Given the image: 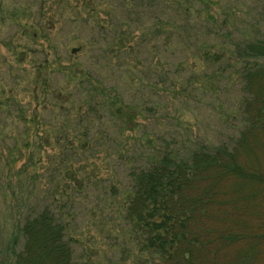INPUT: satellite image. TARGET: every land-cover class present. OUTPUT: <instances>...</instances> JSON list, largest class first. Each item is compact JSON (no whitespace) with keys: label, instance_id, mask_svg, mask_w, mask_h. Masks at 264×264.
<instances>
[{"label":"trees","instance_id":"obj_1","mask_svg":"<svg viewBox=\"0 0 264 264\" xmlns=\"http://www.w3.org/2000/svg\"><path fill=\"white\" fill-rule=\"evenodd\" d=\"M14 4L11 7L17 6ZM105 4L108 11L103 9L101 19L89 12L94 11L90 5L79 24L103 31L109 37L104 51L114 52L117 57L135 49L133 44L128 45L133 38L137 52L143 44L150 48L153 59L149 57L143 70L146 59L136 58L129 64L124 56L120 64L133 77L135 91L148 88L157 97L162 90L176 88L178 93L182 87L188 88L197 76L195 64L188 62L190 57L202 61L205 69H214L213 74L229 59L234 65L240 63L243 127L231 146L222 142L174 147L168 142L154 144L153 139L147 138L145 143L138 139L126 149L128 152L135 144H145L149 149L139 165L131 166V186L122 215L137 245L140 264L264 263V34L257 35L253 26L240 32L236 28L238 10L226 5L225 0H106ZM9 5L0 4V12L3 6L9 11L8 16L0 13V18L14 22L17 13L15 9L9 10ZM47 5L48 0H39L36 13L37 25L44 32L52 25L51 20L40 23L46 16ZM24 25L22 30L29 33ZM130 30L137 31L135 37ZM82 46L71 47L75 59L70 64L58 63L60 67L53 69L45 58L35 66L44 74L41 108L58 115L60 123L43 129L41 135L36 133L33 143L27 139L22 145L0 130L5 143L11 138L3 149L5 166L18 160L21 147L30 148L27 160L32 163L42 146L54 141L58 168L60 173L63 171L57 179L59 196L70 195L72 185L81 189L95 181L93 176L84 177L81 168L71 169L77 162L74 156L85 160L97 150L108 153L110 147H117L115 152L122 154L128 142L111 134L133 129L135 117L144 114L141 103H128L120 94L118 89L124 79L117 85H106L99 79L100 73L79 62ZM178 47L185 53L175 64L162 63L169 54L163 57L161 53H174ZM61 68L73 74L72 87L53 84L54 74L64 73ZM183 72L185 79H180L179 87H175V80ZM171 74L177 77L173 79ZM208 74L205 71L204 75ZM36 94L34 91L33 99L38 98ZM11 101V95L0 101V127L7 128V119L12 116L17 122L38 118L35 112L27 119L21 105L12 115V106H6ZM4 114H8L7 119H2ZM15 121L9 124L16 125ZM18 173L23 171L19 169ZM60 207L45 206L23 217L17 224L22 246L13 251L12 258L0 260V264H76Z\"/></svg>","mask_w":264,"mask_h":264},{"label":"rangeland","instance_id":"obj_2","mask_svg":"<svg viewBox=\"0 0 264 264\" xmlns=\"http://www.w3.org/2000/svg\"><path fill=\"white\" fill-rule=\"evenodd\" d=\"M2 1L5 5L10 4L9 7L14 2L17 6L9 10L15 9L17 16L13 19L14 22L0 18V101H6L11 95L14 101L6 106H12V115L17 113V107L21 105L27 119L35 112L38 116L33 122H17L14 116L7 119L8 114H4L2 119L8 121L6 120L7 128L0 127L2 132L17 138L19 145H22L27 139L36 138V133L41 135L43 129H51L60 123L61 118L58 115L41 108L44 74L35 70V66L45 58H48L49 64L52 63L53 69H58L68 61L67 64H70L75 59L71 54V47L78 45H83L78 55L79 62L100 73L99 79L106 85H117L122 82L121 78L124 79L118 89L120 94L128 103H141L144 114L135 117L136 126L131 130L117 131L114 128L117 133L111 136L121 142H128L121 150L122 154L115 152L117 147H110L108 153L97 150L94 156L88 154L85 160L80 158V161L74 156L77 162L73 163L71 169L81 168L84 177L93 176L95 181L81 189L72 185L71 191L68 190L70 195L59 196L57 191V179L63 171L60 173L58 168L53 140L42 146L32 163L27 160L30 148L21 147L22 154L18 160L5 166L3 149L6 143L11 142V138L5 143L1 140L0 132V260L12 258L13 251L21 248L22 239L18 234L17 224L23 217L33 215L45 206L58 209L63 202L60 208L67 223L66 237L76 264H140L142 260L137 259V245L129 234L130 227L122 215L131 186V166L139 165L149 149L145 144H135L128 152L126 149L138 139L140 143H145L147 138L153 139L154 144L164 145L168 142L174 147H195L222 142L231 146L243 127L240 112L243 98L241 81L238 78L240 63L234 65L229 59L219 65L218 73L213 74L214 69L207 70L202 61L190 57L188 62L195 64L194 71L197 75L191 85L188 88L182 87V91L178 93L176 88L159 91L156 97L148 88L133 90V77L129 72L125 73L124 66L120 65L124 56H127L129 64H133L136 58L146 59L143 70L149 64V57L153 55L149 47L143 44L137 52V42L133 38L127 42L128 45L133 44L135 49L129 54L117 57L114 52L104 51L109 37L103 31L79 24V19L87 15L90 5L94 7V11L89 12L101 19L104 15L103 9L108 11L106 0H48L46 16L40 21L44 24L48 20L52 21L51 29L47 32L37 25L39 0H0V4ZM225 4L238 10L236 28L240 32L244 33L245 27L253 26L257 35L264 34V0H225ZM6 9L3 6L2 12L8 16L9 11ZM22 25L30 32L23 31ZM32 32L37 36L33 37ZM130 32L133 37L137 34L135 30ZM76 37L84 40H77ZM163 53V57L168 54L169 56L168 59H162V63L175 64L185 51L178 47L174 53L169 50ZM58 63L61 64L57 67ZM61 69L64 73H55L53 84L59 82L65 88L72 87L73 74ZM205 71L213 76L204 75ZM121 75L123 76L120 77ZM171 77L175 79L177 75L171 74ZM185 77L186 72L181 74V78L178 76L175 87H179L180 79ZM10 90L12 92L9 94ZM34 91L37 99H33ZM151 105H155V108L152 109ZM48 107L47 109H52L51 106ZM9 120L17 124L10 125ZM47 137L50 138L49 135ZM19 169L23 171L22 174L18 173ZM79 174L80 172L75 175ZM255 212L259 213L257 210ZM141 255L144 257V254Z\"/></svg>","mask_w":264,"mask_h":264}]
</instances>
